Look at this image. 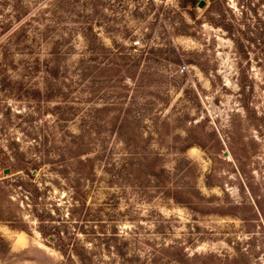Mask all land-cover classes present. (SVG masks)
I'll return each instance as SVG.
<instances>
[{"label": "rangeland", "instance_id": "obj_1", "mask_svg": "<svg viewBox=\"0 0 264 264\" xmlns=\"http://www.w3.org/2000/svg\"><path fill=\"white\" fill-rule=\"evenodd\" d=\"M0 264H264V0H0Z\"/></svg>", "mask_w": 264, "mask_h": 264}, {"label": "trees", "instance_id": "obj_2", "mask_svg": "<svg viewBox=\"0 0 264 264\" xmlns=\"http://www.w3.org/2000/svg\"><path fill=\"white\" fill-rule=\"evenodd\" d=\"M181 1V3H182V6L183 7H188V5L190 4V3H197L198 2V0H180ZM258 212H259V210H258ZM44 236H46V234L45 233H42Z\"/></svg>", "mask_w": 264, "mask_h": 264}, {"label": "water", "instance_id": "obj_3", "mask_svg": "<svg viewBox=\"0 0 264 264\" xmlns=\"http://www.w3.org/2000/svg\"><path fill=\"white\" fill-rule=\"evenodd\" d=\"M203 6H204V1H200L199 4H198V8L201 9V8H203Z\"/></svg>", "mask_w": 264, "mask_h": 264}]
</instances>
